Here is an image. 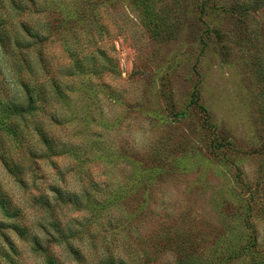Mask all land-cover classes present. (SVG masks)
<instances>
[{
	"label": "rangeland",
	"instance_id": "obj_1",
	"mask_svg": "<svg viewBox=\"0 0 264 264\" xmlns=\"http://www.w3.org/2000/svg\"><path fill=\"white\" fill-rule=\"evenodd\" d=\"M23 2L21 17L0 6V93L24 109L28 85L34 109L21 113L22 146H5L22 173L0 161V189L21 215L19 231L0 215V264H219L216 252L248 234L264 256L257 209L230 195L251 197L262 158L264 6ZM39 129L67 152L51 154ZM165 235L180 240L158 249Z\"/></svg>",
	"mask_w": 264,
	"mask_h": 264
},
{
	"label": "trees",
	"instance_id": "obj_2",
	"mask_svg": "<svg viewBox=\"0 0 264 264\" xmlns=\"http://www.w3.org/2000/svg\"><path fill=\"white\" fill-rule=\"evenodd\" d=\"M30 1V0H27ZM10 2L16 7V10L20 12V16H22L24 9L21 8V5L24 4L23 0H10ZM248 5H243L242 11L243 12H249L252 11L253 9L261 8L264 6V0H248ZM0 6L4 7L3 0H0ZM22 12V13H21ZM201 14H204L203 8L201 9ZM18 17V18H19ZM16 18L12 23L16 26L21 27L22 31L30 36L33 33L31 32V29L24 23H21V21ZM12 23H7L5 21V24L9 27H12ZM1 24V22H0ZM19 31V29H18ZM0 45L3 48H6V43H5V37L0 34ZM21 60V59H18ZM26 62L28 66V61L26 59L23 60ZM26 88V94L25 98L27 100V107L29 110H34L31 108L29 103L33 102V98L30 95V90L29 86H25ZM4 91H1L0 93V151L2 154H5L4 157H0V161H2L3 165L9 172V174L13 175L14 177H18L20 173H22V166L15 164V158L12 155H8L7 148L15 152L16 148H19V146H22V141L19 140L17 136V128L19 125V121L22 120L21 113H24L27 111V107L24 109L22 107H19L17 103H15V100H11L8 102H4L5 94ZM262 93L264 95V89L262 90ZM260 115V122H261V145H260V151L262 153V158L261 162L259 165L258 169V178L256 185L252 188L251 192V197H244L241 196L240 194L235 193V190H232V195L233 197H236L238 201L240 202L241 205L245 208L246 213L249 215L248 210L251 209H257L259 217L262 219L264 222V105L261 106V109L259 111ZM38 132V143H40L44 148H46L51 154L55 155H60L61 153H66L67 150H63L60 154L57 151L58 147L56 146L55 142L50 138L47 132H44L43 130L39 129L37 130ZM9 137L8 142L10 143V146L5 145V142L3 140L4 137ZM11 139V140H10ZM16 145V146H15ZM227 145V144H226ZM215 146V147H214ZM214 150L219 149L218 154H224V146H225V141L220 140L217 145H214ZM219 146V148H217ZM230 146V145H229ZM69 153L74 154L71 149H68ZM226 154V153H225ZM218 156V155H216ZM224 157H227L226 155H223ZM219 158V156L217 157ZM23 181H20L22 183ZM231 196V197H232ZM253 198V203L250 202V199ZM7 195L2 192L0 189V215L4 216L5 218L12 219L11 223L5 227L4 223H1V228L2 229H7V228H13L14 230L19 231L20 228L18 227V222H20V212L19 210L16 211H11L9 207V202L7 201ZM9 200V199H8ZM175 240H180V235H165V238L163 242L159 243L157 245L158 249L160 246L164 245H169L172 244ZM38 241H33V245L37 247ZM194 245V244H191ZM264 246V244H263ZM258 243H257V236L256 235H239L237 238V241L234 243H227L226 249L223 251H218L215 254V257L217 258V263L219 264H231L233 261L239 260L241 261L242 258H248L250 260V264H264V256H262L258 250ZM185 253L184 257H180L181 260L185 259V261L188 260V253L186 251H183ZM48 260V259H47ZM85 260V259H84ZM47 264H56L55 260L49 259V262Z\"/></svg>",
	"mask_w": 264,
	"mask_h": 264
}]
</instances>
